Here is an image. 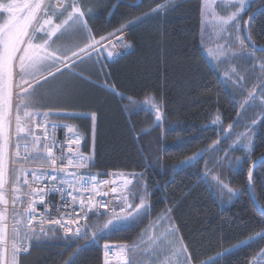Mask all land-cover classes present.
Returning <instances> with one entry per match:
<instances>
[{
  "label": "trees",
  "instance_id": "1",
  "mask_svg": "<svg viewBox=\"0 0 264 264\" xmlns=\"http://www.w3.org/2000/svg\"><path fill=\"white\" fill-rule=\"evenodd\" d=\"M89 3L95 15L88 23L97 39L151 13L123 31L134 46L133 53L115 56L111 62L102 56V64L97 61L86 77L79 78L76 96L78 111L84 116L73 119L70 125L72 133L82 138L79 151L94 157L91 169L119 172L130 178V174H136L126 192L129 202L138 204L133 194L143 196L147 184L151 210L139 222L125 227L110 225L107 229L103 225L112 217L90 215L82 224L87 225L83 230L89 234L84 239L73 236L69 240L60 229L45 227L52 229L46 236L27 240L30 254L21 255L20 264H102L105 244L135 249L144 244L145 234L156 238L169 227L177 230L194 264L216 257L217 264H251L264 249V241L221 255L264 232V216L248 191L246 173L252 163H239L246 150L238 149L233 139L241 130L251 128V118L241 122L243 114L240 115L235 99L203 56L201 0H175L159 13L151 10L168 0ZM262 6L254 3L253 11ZM249 28L251 39L264 46V10ZM240 36L243 38L244 33ZM149 98L163 114L159 125L155 111L146 103ZM86 114L94 115L95 120L86 119ZM217 116L219 124L213 127ZM261 117L262 112L254 119L260 121ZM254 129L257 133L248 150L252 162L264 155V122ZM198 153H204L201 159L178 169L183 161ZM203 176L207 177L206 182ZM216 177L240 193L224 209L217 199L222 196L226 200L229 195L213 190L217 188ZM252 191L257 203L264 207V163L254 170ZM157 217L165 221L152 225ZM19 224L18 240L24 242L28 230L23 220ZM32 228L39 232V228ZM93 232L95 240L91 238Z\"/></svg>",
  "mask_w": 264,
  "mask_h": 264
},
{
  "label": "snow or ice",
  "instance_id": "2",
  "mask_svg": "<svg viewBox=\"0 0 264 264\" xmlns=\"http://www.w3.org/2000/svg\"><path fill=\"white\" fill-rule=\"evenodd\" d=\"M174 3L175 0H168V3L157 5L151 12L159 13L162 8L169 7L170 4ZM254 3L264 5V0H225L226 7L221 9L222 15H217L215 12V8L219 7L216 0H204L201 5L202 12L211 9L208 14L213 17V23L216 25L218 33L225 40L224 44L218 45V48L223 49L224 52V59L220 62L227 63L233 57H247L251 62L257 58L254 52L248 51V48L264 47L257 45L251 39L248 21L244 19L248 13H252L249 20L255 19L256 12L253 11L252 7ZM149 15L151 13H145L144 16L138 17L135 21L117 29L116 33L100 36L97 39L88 24L89 19L92 18V9L85 6L82 0H0V206H3L0 207V264H20L19 257L23 253L30 254V245L27 240L29 238L39 240L41 235L46 236L48 231L52 230L51 228L45 229L43 218L38 226L39 232L31 227L32 220L37 213V203L43 205L45 211L48 212V224L63 228L65 224H79V220H86L89 213L96 214L101 208L106 209L108 207L106 199L94 201L95 196H108V191L101 185L111 183V192L113 194L118 193L116 179L111 181L98 180L97 176L111 175L119 178L124 177L125 174L119 172L81 174L80 169H87L90 164L94 163L92 155L85 156L79 151L81 138L68 135L63 143L50 139L54 130L60 126L49 120L53 113H34L30 109L39 103L38 90L43 88L45 84L57 80L58 77H63L66 72L73 77L82 78L75 71V68L81 64L89 61L94 64L99 61L102 64L103 60H100L102 56L105 60L111 59L114 56V52L110 50V48H114V45H111L112 37L117 36V33L122 37L126 28L141 23ZM241 32L244 33L243 38L240 36ZM246 41L247 43H245ZM237 46L238 51H232ZM215 58L220 59L219 57ZM260 68L264 69V60H261ZM231 73L236 77V82L244 79L235 68L231 69ZM223 75L225 79H231L228 72ZM260 80L264 82V76H261ZM66 87H70V85ZM256 87L254 85L252 90L247 93L249 100L257 98ZM110 90L115 92L114 88ZM260 91L264 94V86L260 87ZM59 94L70 93L61 89ZM146 103L155 111V120L159 125L163 117L159 106L154 105L151 98ZM37 115L42 116L40 124L34 122V117ZM90 118L95 120L94 115ZM219 121L220 117L217 116L213 124ZM261 122H264V117H261L260 121L254 119L251 126L255 127ZM49 124H51L52 132L49 131ZM64 127L67 128L69 134H72L73 129L71 127L67 125ZM228 127L231 129L232 125ZM36 128H42L43 131L37 135ZM239 139L248 142L245 145V158L239 161L240 164L252 163L254 167L258 163H264V155L255 162L248 159V148L251 144L250 136L242 134ZM65 143L67 145L66 155L63 152ZM216 143L219 144V141ZM73 144L77 148L75 152L72 148ZM54 147L61 148V156L57 157L53 154ZM203 155L204 153H198L196 156L190 157L177 166L178 169L192 166ZM27 165H38V167H28ZM229 166L231 167V164ZM130 175L133 178L136 177L134 173ZM29 176L32 177V181L50 182V186L49 183H45L44 188L33 187L29 181ZM246 176L251 187L253 184L252 168L247 170ZM202 178L205 182L207 181L206 176ZM140 179H143L142 174ZM121 183L127 187L132 183V180L125 178L121 180ZM215 183L217 188L213 189L214 191L218 189L219 191H227L232 196L240 195L219 177L215 178ZM144 187L143 196L133 194V199L139 200L138 204L128 202V196L123 193L115 197L114 206L111 209L113 218L107 220L103 225L104 229L110 225L115 228L118 224L129 221L139 222L141 217L149 214L151 204L148 201L147 184ZM25 188L27 190L23 194L28 199L22 201L17 194ZM6 192L11 193L13 206L12 219L14 223L11 228L8 224L7 205L9 200L6 197ZM49 193L58 194L63 202L56 205L60 218L51 216L50 209L53 206V201L45 204V197ZM84 193H90V195H84ZM116 200L120 201L118 205L115 203ZM18 203L24 204L26 220L19 212L15 211V206ZM116 207L120 208L119 213L116 212ZM61 208L69 209L67 212L68 219L65 220V214L60 211ZM258 210L264 216V207H260ZM168 212L170 213L171 210L169 209ZM103 214L106 215L107 213ZM22 220L28 230L24 242L18 240L19 229L15 226ZM153 223L155 224V222ZM86 227L87 225H83L76 228L75 239L88 237L89 234L83 230ZM176 233L175 228L168 230L165 239L168 236H176ZM67 238L72 240L73 236L69 235ZM91 238L95 240V232L91 233ZM258 240L264 241V232L249 237L248 241L242 243L250 244ZM104 247L107 249L108 245L105 244ZM125 249L133 250L125 245L124 249H120V251ZM231 253L232 249H229L227 253L222 255ZM105 256L107 257V252ZM173 256L176 258L175 264H194L192 254L188 251L182 238H177L174 242ZM258 258H264V249L258 253ZM105 264H108L107 260ZM125 264L128 262L126 261ZM169 264L172 262L169 261ZM205 264H217V261L212 260L205 262ZM253 264H258V261L254 260Z\"/></svg>",
  "mask_w": 264,
  "mask_h": 264
},
{
  "label": "rangeland",
  "instance_id": "3",
  "mask_svg": "<svg viewBox=\"0 0 264 264\" xmlns=\"http://www.w3.org/2000/svg\"><path fill=\"white\" fill-rule=\"evenodd\" d=\"M203 2H204V0H201V5L203 4ZM82 3L85 6L92 9V6L89 3V0H82ZM216 4L219 5V7L215 8L216 14L222 15L223 12L221 11V9L226 7L225 0H216ZM210 10L211 9L204 10L202 12V9H201V24H202L201 25L202 26L201 50H202L203 56H204L205 60L207 61V63L209 64V66L211 67V69H213V71L217 74V76L219 77V80L221 81V83L223 84L225 89L235 99V102L240 109V115L243 114V116L241 118V122L245 118H251V123H252L254 118L260 112H262L264 114V94H262L260 91V87L264 86V82H262L260 80V77L264 76V69L260 68V62H261V60H264V53H257L254 49L248 48V51L254 52V55L257 58L256 60H253L250 62L249 58H247V57H240V58L233 57V58H230L227 63L220 62L221 60L224 59V52H223V49L218 48V45L224 44L225 40L223 38H221L220 34L218 33L216 25L213 23V17L208 14ZM93 15H95V12L92 9V16ZM232 51H238V46L234 47L232 49ZM215 57H219L220 59H216ZM233 68H235L239 72V74L244 77L243 80L236 82V77L233 76L231 73V69H233ZM225 72L229 73V76L231 77V79H225L224 78L223 74ZM77 79L78 80H77L76 85L79 84V78H77ZM254 85L257 86L256 87L257 98L254 100H249L247 93L252 90ZM245 101H247V103H245ZM218 124H219V122L215 123V124L212 123L211 126L217 127ZM256 133L257 132L254 129V127L251 126L250 129L241 130L239 133L235 134L233 136V139L235 141L236 147L238 149L246 150L245 145L248 142L245 140L239 139L242 134H246V135L250 136V138H251V144L248 148V150H249L251 148L252 144L254 143ZM131 180H132V182H134L136 180V177L135 178L131 177ZM233 190H235V189H233ZM235 191L238 192L237 190H235ZM223 192H226L229 195V198H227L225 200L222 196H220L219 198L217 197L218 198L217 200L219 202V206L221 207V209L228 207L235 199H237L239 197V195L232 196L227 191H222V193ZM10 195H11L10 192H6V197L9 200L7 207H9V205H11V207L13 208L11 200L9 198ZM20 199H21V197H20ZM19 205H20V203H18L15 206V208L18 207ZM0 207H3V206H0ZM16 212H18V211H16ZM9 218L14 223V221L12 219V211H8V219ZM164 221L165 220L162 217H157L155 219V221L151 222V224L156 225V224H158L160 222L162 223ZM132 222L133 221H129L127 223L118 224V225L125 227V226H128ZM153 222H155V224ZM19 223H16V225H15L17 228H19V225H20ZM151 228L152 227H150L148 229V232H150ZM170 229H172V228L169 227V229L165 230L166 231L165 233H167V231ZM164 235H166V234H164ZM177 238H179L177 233H176V236H171V237L168 236L167 239L160 238L159 240L157 238H155L152 234H150V235L145 234L144 240L143 239L142 240L144 241V245H146V247H148V246L156 245V244H174V242L177 240ZM248 240L249 239L244 240V241H248ZM237 245H239V247H236ZM237 245L234 246L233 248H231L232 252L236 251L238 249L244 248V247L248 246L249 244H244L241 242ZM175 247H178V245H175ZM227 252H228V250L225 251L223 254H225ZM214 259H217V257L213 258L207 262H211ZM254 260H257L258 264H264V258H258V256H257L251 261V264H253ZM203 264H205V263H203Z\"/></svg>",
  "mask_w": 264,
  "mask_h": 264
},
{
  "label": "built area",
  "instance_id": "4",
  "mask_svg": "<svg viewBox=\"0 0 264 264\" xmlns=\"http://www.w3.org/2000/svg\"><path fill=\"white\" fill-rule=\"evenodd\" d=\"M111 45H114V48H112V49L120 57L129 55V54L134 52V46L131 43V41L129 40V38H128L126 33H123L122 37H121V35H118V36L112 38L111 39ZM125 45H126V47H125ZM34 122L36 124H40L42 122V116H40V115L35 116L34 117ZM58 125H60V126L57 127L54 130V132L50 136V139H55L56 141L63 143V142L66 141L68 135L79 136V135L73 134V133L69 134L67 132V128L64 127L65 125H62V124H58ZM48 128H49V131L52 132L51 124L48 125ZM42 131H43L42 128H36L35 129V132H36L37 135H39ZM13 138L15 139L14 135H13ZM81 140H82V138H81ZM66 148H67V145L65 143L64 144V148H63V152H64L65 155L67 154L66 153ZM72 148H73L74 152L77 150L76 145H74V144L72 145ZM22 151H23V149H22ZM53 154L55 156H57V157L61 156V154H62L61 148L60 147H54L53 148ZM58 163H59V161H58ZM29 167H31V166H29ZM35 167H37V166H35ZM69 171H71V169H69ZM79 171L83 175H87L88 173H92V174H102V173H105V172L110 173V174L111 173H116V172L109 171V170H94V169H91L90 165L88 166L87 169H80ZM28 178H29V181H30V183L32 184L33 187L44 188L45 183H49V186H50V182L32 181V177L31 176H29ZM125 178L126 179H131L126 174H125L124 177H119V178L112 177L111 175H98L97 176L98 180L111 181L112 179H116L117 180L118 193L117 194H113L111 192V186H112L111 183L108 184V185H101L102 188H104L105 190L108 191V196L107 197L95 196L94 197V201H100V200H105L106 199L108 201V207L106 209L105 208H101L94 215L112 217L111 209L114 206L113 205V200L115 199V197L117 195L121 194V193L127 195L126 192H127L128 188H129L130 184L127 185V187H125L121 183V180L125 179ZM26 190L27 189L25 188L24 191H26ZM45 191H47V189H45ZM84 195H90V193H84ZM9 198L11 200V195L9 196ZM22 198H23L22 201H26L28 199V197H26L24 194H23ZM36 199L38 200L39 198L37 197ZM49 201H53V206L50 209L51 216L55 217V218H60L59 213H57V210H56V205H59V204H61L63 202L60 200L59 195L58 194L49 193V195L45 197V204H48ZM128 202H129V199H128ZM115 203L118 205L120 203V201L116 200ZM7 208H8V211H13V208L11 207V205H9V207H7ZM36 208H37V213L35 215V218L32 220L31 227L39 228L38 226L40 225L41 219L43 218L45 220L44 227H56V228L60 229L65 236H69V235L74 236L76 228L82 226V224L85 223L88 220L90 215H93V213H89L88 214V218L86 220L85 219H80L79 220V224H70V225L69 224H65V226L63 228H60L59 226L51 225V224L47 223V219L49 217V214H48V212L45 211L43 205H40L39 203H37ZM15 211L22 212L23 219L24 220L27 219V215L24 214V204H20L18 207H16ZM60 211L65 214L64 215L65 220L68 219L67 212L69 211V209L61 208ZM116 212L117 213L120 212V208L119 207H116ZM103 213H107V214L105 215ZM81 215H83V214H81ZM8 224H9V226L11 228V225L13 224V222L11 221L10 218L8 219ZM10 228H9V231H10ZM66 230H68V231H66ZM120 249H124V246L123 245L111 246V247H108L107 249H105L103 251V253H102V264H105L106 260H107L108 264H125L126 261L128 262V260H129L128 250L125 249L124 251H120ZM106 252H107V257L105 256ZM26 254L27 253H23L22 255H26Z\"/></svg>",
  "mask_w": 264,
  "mask_h": 264
},
{
  "label": "crops",
  "instance_id": "5",
  "mask_svg": "<svg viewBox=\"0 0 264 264\" xmlns=\"http://www.w3.org/2000/svg\"><path fill=\"white\" fill-rule=\"evenodd\" d=\"M93 65L94 63L89 61L75 68V71L84 78L88 75V70L91 69ZM77 80L76 77L66 72L63 77H58L57 80H52L51 83L45 84L43 88L38 90L37 98L39 103L36 107L31 108L30 111L34 113L51 112L53 115L49 117V120L52 123L70 127L73 119L84 116V113L78 111L76 96L78 91V85H76ZM68 85H70V87H66ZM61 89H64L65 92L70 94H59ZM56 113H59V115H56ZM92 116V114H89V116L87 114L85 115L86 119L89 118L93 121L90 118ZM27 166L38 167V165ZM23 193L24 189H22L21 193L17 194L21 197V200H23ZM164 234L166 233H159L156 238L158 240L160 238H165ZM173 247L174 244H156L148 247L143 244L129 252V264H168L169 261L175 264L176 258L173 256ZM149 253H151V255H149ZM180 259L182 260L183 258Z\"/></svg>",
  "mask_w": 264,
  "mask_h": 264
},
{
  "label": "water",
  "instance_id": "6",
  "mask_svg": "<svg viewBox=\"0 0 264 264\" xmlns=\"http://www.w3.org/2000/svg\"><path fill=\"white\" fill-rule=\"evenodd\" d=\"M264 10V6H262V7H260L259 9H257L255 12H256V15L258 14V13H260L261 11H263ZM252 14H250V16H251ZM247 21H248V26L251 24V22H252V20H249V17L247 18ZM256 52H262V53H264V47H261V48H257V49H254ZM115 59V55L111 58V59H109V60H107L108 62H111L112 60H114ZM256 161H258V160H256ZM260 163H258V164H256L254 167H253V164L251 165V167L250 168H252L253 169V173H254V170H255V168L259 165ZM248 191H249V195H250V197H251V199L253 200V202H254V204L256 205V207L257 208H260V205L257 203V201H256V199H255V197H254V194H253V191H252V186L250 187L249 186V182H248Z\"/></svg>",
  "mask_w": 264,
  "mask_h": 264
},
{
  "label": "bare ground",
  "instance_id": "7",
  "mask_svg": "<svg viewBox=\"0 0 264 264\" xmlns=\"http://www.w3.org/2000/svg\"><path fill=\"white\" fill-rule=\"evenodd\" d=\"M66 231H68V230H66Z\"/></svg>",
  "mask_w": 264,
  "mask_h": 264
}]
</instances>
